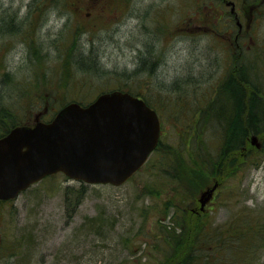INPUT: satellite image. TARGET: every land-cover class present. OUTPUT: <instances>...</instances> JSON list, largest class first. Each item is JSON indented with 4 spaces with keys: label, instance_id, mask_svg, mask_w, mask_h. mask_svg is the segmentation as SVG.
Listing matches in <instances>:
<instances>
[{
    "label": "rangeland",
    "instance_id": "374dc122",
    "mask_svg": "<svg viewBox=\"0 0 264 264\" xmlns=\"http://www.w3.org/2000/svg\"><path fill=\"white\" fill-rule=\"evenodd\" d=\"M67 1L0 0V108L11 105L20 109L19 120L34 123L51 118L66 99L91 101L100 92L127 89L123 81L131 80L161 112L165 125L169 121L159 151L172 154L166 158L176 170L164 172L157 151L121 186L88 184L75 208L74 197L66 203L65 189H77L80 182L63 173L46 177L15 200L0 202V264H181L172 254L179 256L178 241L184 237L181 258L188 264L190 255H202L192 253V247L209 248L253 234L256 224L262 236L254 238L255 246L234 252L236 260L227 252L232 260L224 263L212 254L208 264H264V154L254 148L246 166L221 177L211 206L193 222L187 211L215 178L204 174L196 182L187 176L195 188L188 184L182 173L187 164L177 158L181 143L176 133L192 119L180 114L203 109L227 73L233 23L264 50V0ZM69 2L74 5L66 7ZM232 8L237 17L231 16ZM10 24L16 31L7 33ZM30 43L41 54L38 60ZM70 44L69 59L73 54L87 61L77 58L84 68L69 61L72 75L66 70L64 78L70 81L64 85L60 72ZM145 60L156 63L151 73L141 68ZM45 71L48 78L35 79ZM249 143L259 147L264 137ZM98 214L102 221L92 223ZM163 230L170 236L164 237Z\"/></svg>",
    "mask_w": 264,
    "mask_h": 264
},
{
    "label": "water",
    "instance_id": "95a60500",
    "mask_svg": "<svg viewBox=\"0 0 264 264\" xmlns=\"http://www.w3.org/2000/svg\"><path fill=\"white\" fill-rule=\"evenodd\" d=\"M159 133L156 111L128 91L103 92L86 105L69 102L50 121L15 126L0 138V199L16 198L57 172L123 184L157 146ZM217 185L202 192V205Z\"/></svg>",
    "mask_w": 264,
    "mask_h": 264
},
{
    "label": "trees",
    "instance_id": "16d2710c",
    "mask_svg": "<svg viewBox=\"0 0 264 264\" xmlns=\"http://www.w3.org/2000/svg\"><path fill=\"white\" fill-rule=\"evenodd\" d=\"M56 1L59 2V0ZM252 1L258 2L257 0ZM74 3L69 2L66 7L73 6ZM31 7L32 5H30L29 9H31ZM230 14L231 16H236V13L232 15L230 12ZM233 25L232 31H229L230 33L228 34V71L214 87L215 95L212 97L210 96L208 100L209 102L207 101L208 104H206L203 109L199 108L198 111L192 110L193 113H191V115L180 114V116H184L183 118L186 120V116H189L192 119H189V122L181 131L176 129V133L179 135L181 143V152L179 151V156H177V158L178 160H184L186 162L187 165H182L183 172H181L186 175L185 177L188 180L187 182L188 184L190 183L192 188H195V185L189 181L188 177H190L192 180H195L196 182H199L197 180L198 177L200 175L204 177V174H206L210 177H214L215 181L218 179V181L221 183V177L222 179L224 177L227 179L234 175L236 171L246 166V164L249 162V159L252 158L254 148L256 154L260 153V151L261 154H264L263 144L259 147H254L251 143H249L251 142L253 136H256L257 138L264 137V89L261 91L262 85L264 84L262 83V81H264V50H260L258 44L253 45V42H249L248 39L246 40V38L243 36V33L239 31L237 23H233ZM15 29L16 27L10 24L6 31L9 30V32H15ZM30 47L33 51L31 52L33 58L36 57V60H38V57H40L39 55H41L38 53V49L33 43H30ZM66 48L67 49H65L63 52V56L65 58L63 63L64 67L60 72V79L64 81V85L70 81V77L64 78L66 70L69 69L72 75V67L70 66V62H73L76 66L80 65L81 68H84L83 64L81 65L77 58H80L82 63L84 60L87 61L86 57L80 55V57L75 58L73 54H71L72 56L69 59V53L71 48H73V44L68 45ZM150 64V61L145 60L141 63L143 66L141 68L144 70L149 69L148 72L151 73L150 68L155 66L156 63L152 62V64ZM141 68L139 67L137 72H139ZM43 72L40 73V76L35 77V79L38 80L42 77V75L45 78L49 77V73L45 71L43 74ZM7 75L8 74L6 73L4 74V79H6ZM261 77H263L262 80ZM60 79L58 78V80ZM123 82L125 83V87L127 89L120 87L117 90L129 91L135 95L144 97L143 93L140 95L141 93H139V90H135L133 88L131 80L130 83H128L129 80H125ZM66 100L67 101L63 103V105L69 101H78L82 104L89 102L84 99ZM145 100L151 105L148 99L145 98ZM37 101H35V103ZM49 102L53 104L52 100H49ZM63 105L57 107V110ZM19 110L12 107L11 105L0 108V127L3 126L0 130V137L6 134L14 126L28 123L26 120H19V116L21 117L22 115L21 111L18 112ZM56 111L53 113V115L56 113ZM193 118H195V121L192 123ZM7 120L10 121L9 124H7ZM213 138L217 139V141H212ZM209 143L211 144L209 145ZM244 150H247V153H245ZM166 153L169 156L172 155L170 152H165L164 149L159 151L158 157L160 159L157 163H159L160 168L164 172L172 173L171 170H176V164H173V162L166 158ZM205 169L208 170L209 173H203V170ZM173 176L176 177V174H173ZM86 188L87 184L83 182L80 183V186L77 189H74L73 187H67L65 189L66 203L70 202L71 200L73 201L74 197L75 201L73 207L75 208L77 206V201L80 200L84 195ZM187 212L189 215L191 214L190 219L193 220V222L194 220L199 219L198 215L191 213V210H188ZM90 221L94 224H98L100 221H102V215L98 214L92 217ZM254 228L253 234H239L235 239L231 241L223 240L224 242L218 244L216 243L215 246H212L210 243L211 245L209 248H200L197 246L194 248L192 247V253H199L202 251V255L198 257L196 256V258H192L193 255H190L188 260L186 259L189 262L188 264H201L202 259L207 260L208 264L212 254H218V258L222 259L221 263H224L225 261H231L232 259H229V256L228 259L226 258V253L229 251L232 252L233 259H239L236 255H234V252L249 251L250 247L255 246L254 238L257 237L260 240V237L262 236L261 231L256 230L260 228L257 224L254 226ZM219 233V237L224 235L222 230ZM166 236H170L168 231H165L164 237ZM243 240H246L245 244H243ZM178 242L180 244L178 245L179 247L177 249V254H179V256H175L176 253L172 254V256H174V259L177 260L175 262L186 264L185 259L181 258L183 257L181 255V251L183 250L181 244L185 242V237L183 240ZM0 244L1 249L4 245L3 242ZM172 259L173 258L170 260ZM171 263L173 262H168V264ZM202 264H204V260Z\"/></svg>",
    "mask_w": 264,
    "mask_h": 264
},
{
    "label": "flooded vegetation",
    "instance_id": "af4514ba",
    "mask_svg": "<svg viewBox=\"0 0 264 264\" xmlns=\"http://www.w3.org/2000/svg\"><path fill=\"white\" fill-rule=\"evenodd\" d=\"M2 20V19H1ZM4 21H2V23H3ZM1 23V24H2ZM4 24H5V22H4ZM7 33L9 32V30L8 31H6ZM3 33H5V31L3 30ZM68 47V46H67ZM65 49H67V48H65ZM72 49H74V48H72ZM153 108L156 110V112H157V114H158V116H159V119H160V122H161V131H160V143L159 144H162V140H164V136H166L167 135V131H168V126H169V121H166V122H168V123H166V125H165V121L163 120V118H162V115H161V112H159V110L157 109V108H155L154 106H153ZM170 127V126H169ZM218 191V190H217ZM217 191H216V194H217ZM216 194H215V196H216ZM214 199H215V197H214ZM213 199V200H214ZM212 200V201H213ZM211 201V202H212ZM210 202V203H211ZM210 203H206L205 205H204V207H201V204L200 203H198V201H197V205H196V207L195 206H193L192 208H190L189 209V211L191 210V211H194V212H196V215H199V214H201V213H203V212H206L207 211V206H211V204ZM203 209V210H201V209Z\"/></svg>",
    "mask_w": 264,
    "mask_h": 264
},
{
    "label": "bare ground",
    "instance_id": "6f19581e",
    "mask_svg": "<svg viewBox=\"0 0 264 264\" xmlns=\"http://www.w3.org/2000/svg\"><path fill=\"white\" fill-rule=\"evenodd\" d=\"M150 162V161H149ZM149 164V163H148Z\"/></svg>",
    "mask_w": 264,
    "mask_h": 264
}]
</instances>
